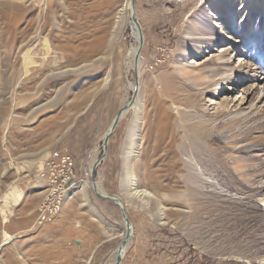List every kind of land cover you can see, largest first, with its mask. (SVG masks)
<instances>
[{
	"label": "rangeland",
	"instance_id": "obj_1",
	"mask_svg": "<svg viewBox=\"0 0 264 264\" xmlns=\"http://www.w3.org/2000/svg\"><path fill=\"white\" fill-rule=\"evenodd\" d=\"M125 1L57 0L42 30L46 4L0 0V264L116 259L126 224L84 171L135 88L131 28L108 41ZM135 14L139 94L96 170L132 224L121 264H264V0H135ZM50 33L57 66L22 74L21 48L36 61ZM151 89L173 114V150L148 129ZM66 153L81 180L55 222L31 229L48 168ZM130 167L150 196L132 192Z\"/></svg>",
	"mask_w": 264,
	"mask_h": 264
},
{
	"label": "bare ground",
	"instance_id": "obj_2",
	"mask_svg": "<svg viewBox=\"0 0 264 264\" xmlns=\"http://www.w3.org/2000/svg\"><path fill=\"white\" fill-rule=\"evenodd\" d=\"M36 3L39 5L41 4H46L42 11V15L40 14L39 16L42 18L39 20V27L42 30H46L50 25L53 24V20L55 18V7L57 6V0H35ZM184 1V0H183ZM34 2V1H33ZM128 25L133 33V36L136 38L138 41V30L135 25V23L131 19V0H126L122 5H120L118 11L116 12V16L114 18V21L112 23L111 28L108 29V36H109V44L114 41L117 37H120L121 32L123 31V27ZM107 34H104L101 38L98 37L95 39V42L93 43L92 47L95 48L96 46L100 45L103 43V40H105ZM11 37V35H10ZM50 39V40H48ZM108 39V38H107ZM118 39V38H117ZM38 58L36 59L35 62L38 63V65L35 64L34 61L32 60L31 54L32 52L28 50L27 48H21L22 55H23V69L24 72L22 74H26V76L29 75V73H25L26 71H35L34 74L40 75L41 73L44 74V72L49 71L51 72L52 69H54L57 66V53L56 50H54L53 45L51 44L52 41V34L50 33L48 37H42L38 39ZM50 41V43H49ZM34 43V42H33ZM131 52L129 54V58H131L134 61L136 51H137V46L134 48H131ZM59 60H62V55L59 54ZM31 59V60H30ZM140 63V62H139ZM0 66H1V59H0ZM13 68V67H12ZM11 68V69H12ZM2 71H0L1 75ZM48 73V72H47ZM20 72V75H22ZM26 78V77H25ZM108 79V78H107ZM106 79V80H107ZM151 108L153 109V114L151 119L148 122L149 125V131L153 129L156 125H158V130L157 132H160V138H159V143L160 145L163 143L166 146H169L174 149V146L178 140V130L175 128L173 125L172 120V113L169 112L168 108L166 107V102L161 100L159 97L155 96V89H151ZM124 115V114H123ZM110 128V127H109ZM108 132V131H107ZM217 141V139L212 138L210 142ZM132 147V146H131ZM126 178L131 180L132 182V192L135 194H141V195H151V191H148V189H141L136 185L135 182V174L132 169V167L128 168L127 173H126ZM84 186V185H83ZM98 186V184H97ZM99 187V186H98ZM100 190V189H99ZM101 192V191H100ZM105 194V193H104ZM124 205V204H123Z\"/></svg>",
	"mask_w": 264,
	"mask_h": 264
},
{
	"label": "built area",
	"instance_id": "obj_3",
	"mask_svg": "<svg viewBox=\"0 0 264 264\" xmlns=\"http://www.w3.org/2000/svg\"><path fill=\"white\" fill-rule=\"evenodd\" d=\"M78 174L75 158L69 153L64 154L49 166L46 182L49 186L48 193L37 208V215L31 229L55 222L62 211L68 193L81 180ZM84 176L90 177V171L86 169Z\"/></svg>",
	"mask_w": 264,
	"mask_h": 264
},
{
	"label": "water",
	"instance_id": "obj_4",
	"mask_svg": "<svg viewBox=\"0 0 264 264\" xmlns=\"http://www.w3.org/2000/svg\"><path fill=\"white\" fill-rule=\"evenodd\" d=\"M131 19L137 27L138 36H139L137 51H136V55L134 58V62H135L134 63L135 88H134L131 100L119 109L116 116L114 117V120H113L108 132L104 136V139H103L104 151H103L102 156L99 157L98 159H96L94 161L92 167H91V181H92L93 190H94L96 196L99 198L111 201L117 207H119L121 214H122V217L124 219V222L126 224V234L124 236L123 241L120 243V245L118 247V251H117L115 261L113 263H110V264H121L122 259L125 255L127 243H128V241L132 235V224H131V221H130L129 216L127 214V210H126L125 206L123 205L122 199L118 195H113V194L108 195V194H104V193L100 192L99 187L97 186L98 183H97V178H96V170H97V167L101 164V162L105 159V157L107 155L109 139H110L112 133L114 132V130L116 129L117 125L119 124L121 117L130 107H132V105L135 103V101L138 97V94H139V71H138V68H139V61H140V53H141V50H142L143 44H144V38H143V32H142L141 25L138 22L136 14H135V0H131ZM69 184H71V183H69Z\"/></svg>",
	"mask_w": 264,
	"mask_h": 264
}]
</instances>
